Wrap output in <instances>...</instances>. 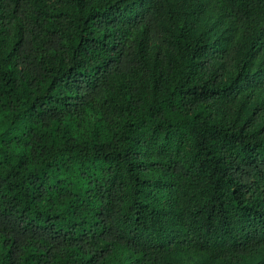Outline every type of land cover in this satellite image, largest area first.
<instances>
[{
	"label": "trees",
	"instance_id": "trees-1",
	"mask_svg": "<svg viewBox=\"0 0 264 264\" xmlns=\"http://www.w3.org/2000/svg\"><path fill=\"white\" fill-rule=\"evenodd\" d=\"M264 264V0H0V264Z\"/></svg>",
	"mask_w": 264,
	"mask_h": 264
},
{
	"label": "rangeland",
	"instance_id": "rangeland-1",
	"mask_svg": "<svg viewBox=\"0 0 264 264\" xmlns=\"http://www.w3.org/2000/svg\"><path fill=\"white\" fill-rule=\"evenodd\" d=\"M255 263V261H253V262H250V263H248V264H254Z\"/></svg>",
	"mask_w": 264,
	"mask_h": 264
}]
</instances>
